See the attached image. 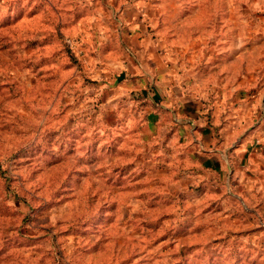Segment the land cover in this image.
<instances>
[{
	"label": "rangeland",
	"instance_id": "obj_1",
	"mask_svg": "<svg viewBox=\"0 0 264 264\" xmlns=\"http://www.w3.org/2000/svg\"><path fill=\"white\" fill-rule=\"evenodd\" d=\"M215 2L157 12L202 102L260 126L243 211L210 209L150 163L148 131L111 126L108 0H0V264H264V0Z\"/></svg>",
	"mask_w": 264,
	"mask_h": 264
},
{
	"label": "crops",
	"instance_id": "obj_2",
	"mask_svg": "<svg viewBox=\"0 0 264 264\" xmlns=\"http://www.w3.org/2000/svg\"><path fill=\"white\" fill-rule=\"evenodd\" d=\"M164 1L108 0L109 14L117 17L113 22L119 25L110 32L108 43L122 55L110 53L103 67L113 69L100 83L101 89L110 92L104 110L113 114L112 127L148 131L150 163L165 166L168 177L184 174L198 196L210 202V209L231 204L238 211L235 198L245 203L250 191L240 183L234 187L233 182L236 171H245L251 164L250 147L246 149L245 144L260 126L252 130L248 112L247 116L243 112L220 115L197 96L191 86L198 71L184 68L162 43L168 17L157 10ZM215 7L218 13V0ZM231 186L241 196L232 193Z\"/></svg>",
	"mask_w": 264,
	"mask_h": 264
}]
</instances>
